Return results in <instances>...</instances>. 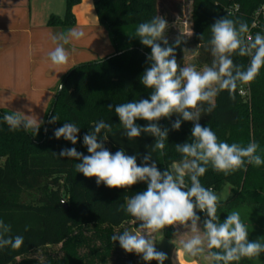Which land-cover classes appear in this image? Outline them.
I'll list each match as a JSON object with an SVG mask.
<instances>
[{"label": "trees", "instance_id": "16d2710c", "mask_svg": "<svg viewBox=\"0 0 264 264\" xmlns=\"http://www.w3.org/2000/svg\"><path fill=\"white\" fill-rule=\"evenodd\" d=\"M81 1L67 0L65 15H52L49 25H74L73 8ZM234 2L240 4V11L228 14L227 8ZM262 3L263 0H192V42L199 45L200 61L205 65L212 62L207 42L211 36L210 26L218 18L227 16L243 20L248 23L253 37L256 33L264 35V21L252 28L254 14ZM94 6L116 52L75 66L62 78L57 100L52 103L36 135L22 128L10 130L3 116L11 112L0 109V220L11 226L8 235L24 237L19 249L0 250V264H41L31 257L38 251L46 255L42 264L158 263L145 262L135 253H126L118 241L111 240L114 234L138 229L134 218L122 206L130 196L145 191L147 184L140 182L128 189L98 186L95 177L86 178L76 172L74 165L78 161L54 154L62 148L75 147L88 155L83 136L100 120L112 125L105 147L113 153L123 148L128 155H137L138 164L155 143V137L144 133L133 140L123 136L124 129L115 114V105L150 96L152 90L141 84L140 77L149 66L146 57L151 49L135 37V30L140 23L159 15L158 0H95ZM201 34L203 40L199 39ZM188 43L182 41L175 48L181 66ZM169 44L174 45L175 41ZM232 59L245 68L249 63L248 57L237 54ZM241 86L238 85V90ZM247 87L246 100L239 94L230 99L229 95L222 97L220 93L215 97L216 107L210 114L202 113L200 123L211 128L219 141L243 146L256 142L259 145L257 154L264 158V67ZM108 105H112V109ZM53 116L57 121L49 123ZM177 118L173 114L158 122L161 127L169 128L164 154L153 153V160L161 171L171 170L181 161L182 155L175 145L191 141L192 122H183L178 131L171 129V123ZM64 123H75L80 128L76 145L62 137L59 140L54 137V130ZM136 123L146 126L149 122L137 120ZM106 131L102 130L101 135ZM200 182L215 193L227 185L231 187L228 198L219 200L217 215L221 222L234 209L243 206L264 215V164L259 167L246 165V170L242 168L229 175L209 166ZM197 214L203 228L206 214L199 211ZM174 235V227L165 228L166 237ZM260 240L264 243V231ZM54 247L59 249L47 251ZM257 261L264 264V253L233 264H255Z\"/></svg>", "mask_w": 264, "mask_h": 264}, {"label": "clouds", "instance_id": "9594fccd", "mask_svg": "<svg viewBox=\"0 0 264 264\" xmlns=\"http://www.w3.org/2000/svg\"><path fill=\"white\" fill-rule=\"evenodd\" d=\"M167 28L166 18L160 15L137 26L135 37L151 49L146 57L149 66L141 75L140 82L152 91L149 98L115 105V114L124 129L123 136L129 140L140 137L142 133L155 137L151 151L142 156V162L138 164L137 155H128L123 148L113 153L105 147L107 132L111 131L112 125L104 120L97 121L93 129L83 136L88 155L75 147L62 148L54 154L78 161L74 165L76 172L86 178L95 177L98 186L128 189L140 182L147 184L145 191L130 196L122 206L134 218L138 230H124L111 237L126 253H135L145 262L164 264L168 256L157 250L153 236L166 227L180 225L189 230L186 233L195 234L181 242L184 251L192 257L203 254L205 246L209 250H218L208 252V258L215 264H233L242 258L259 257L264 253V243L260 239L249 240L247 226L238 211L231 212L221 222L217 215L218 195L200 182L209 166L225 175L242 168L246 170V165L261 166L264 158L257 154L259 145L256 142L243 146L219 141L211 128L200 123V119L202 113L210 114L214 110L215 97L221 92L226 90L229 98L235 99L238 85L250 84L259 74L264 67V35H247L249 25L243 20L227 16L216 19L210 26L211 36L207 42L212 62L197 70L195 66L178 63L175 48L182 40L178 37L175 44L170 45L165 36ZM84 35L82 30L72 28L66 34L53 36L54 42L63 43H57L47 53L49 66L60 71L69 60V52L64 45ZM199 39L203 40V34ZM234 54L249 58L246 68L234 63ZM112 107L108 105V108ZM173 114L178 118L171 123L172 130H180L185 121L192 122L191 141L176 144V151L182 155L181 161L171 170L161 171L153 160V153L159 151L164 154L169 128L161 127L158 122L161 118H171ZM3 120L10 130L22 128L35 135L43 123L35 114L26 115L21 111L6 113ZM137 120L149 123L140 126ZM56 121L57 117L53 116L49 123ZM102 130L107 131L101 135ZM79 131L75 123H64L54 130V137L57 140L62 137L76 145ZM197 211L206 214L202 229L198 226L201 217ZM10 232L11 226L0 220V250L9 247L19 249L23 245L24 237H12L8 235Z\"/></svg>", "mask_w": 264, "mask_h": 264}, {"label": "crops", "instance_id": "0c3cea01", "mask_svg": "<svg viewBox=\"0 0 264 264\" xmlns=\"http://www.w3.org/2000/svg\"><path fill=\"white\" fill-rule=\"evenodd\" d=\"M66 2L0 0V109L35 114L43 125L62 78L75 66L116 52L107 29L98 20L95 6L83 8V0L73 8L74 25H49L52 15H65ZM72 28L85 35L64 45L69 60L57 71L49 66L47 53L63 41L54 42L52 37Z\"/></svg>", "mask_w": 264, "mask_h": 264}, {"label": "rangeland", "instance_id": "374dc122", "mask_svg": "<svg viewBox=\"0 0 264 264\" xmlns=\"http://www.w3.org/2000/svg\"><path fill=\"white\" fill-rule=\"evenodd\" d=\"M94 2L95 0H83L82 7L92 9L94 8ZM191 11L192 0H158V13L160 16L165 17L168 22V28L165 33L168 41H175L178 37H180L182 41L189 42L184 49L183 66H195L197 70H202L205 64H203L199 59V47L197 44L192 42L193 32L190 18ZM241 91L244 94H242ZM221 93L222 97L229 95L226 90ZM238 94L246 100L249 95L247 85L241 86L239 90L237 88L234 95L236 96ZM230 189L231 187L227 185L222 190L216 192L219 200L227 199L230 194ZM233 211H238L240 213L242 222L247 226L249 240L260 239V236L264 231V215L256 212L249 206L239 207ZM198 226L202 229L201 223ZM174 228L175 238L166 237L165 229L161 232L155 233L153 236L157 250L166 253L168 256V259L165 260L164 264H214V261L208 258L209 249H207L206 246L203 254L195 257L188 255L184 251L181 242L190 239L191 236L195 234L186 233L189 230L180 225H177ZM137 230L138 229L135 231ZM58 249L59 247H54V249L50 248L47 251L54 252ZM31 257L37 259L41 262V264L46 259V255L43 251H38ZM255 264L260 263L257 261Z\"/></svg>", "mask_w": 264, "mask_h": 264}, {"label": "built area", "instance_id": "2783aa9c", "mask_svg": "<svg viewBox=\"0 0 264 264\" xmlns=\"http://www.w3.org/2000/svg\"><path fill=\"white\" fill-rule=\"evenodd\" d=\"M240 4L239 3H232L228 8H227V13L228 14H237L240 11ZM264 21V0L262 5L256 10L255 14H254V22L252 25V28H256L259 27V25ZM247 35H251L252 36V32L249 31V33ZM242 94H244L241 91Z\"/></svg>", "mask_w": 264, "mask_h": 264}, {"label": "water", "instance_id": "95a60500", "mask_svg": "<svg viewBox=\"0 0 264 264\" xmlns=\"http://www.w3.org/2000/svg\"><path fill=\"white\" fill-rule=\"evenodd\" d=\"M60 90H61V87H60ZM55 100H57V97H56V99Z\"/></svg>", "mask_w": 264, "mask_h": 264}]
</instances>
